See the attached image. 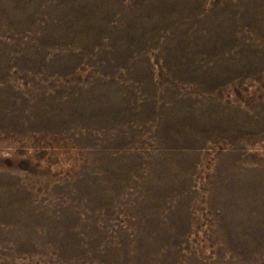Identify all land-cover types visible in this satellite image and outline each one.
I'll use <instances>...</instances> for the list:
<instances>
[{
  "label": "rangeland",
  "instance_id": "obj_1",
  "mask_svg": "<svg viewBox=\"0 0 264 264\" xmlns=\"http://www.w3.org/2000/svg\"><path fill=\"white\" fill-rule=\"evenodd\" d=\"M3 2L0 264H264V0Z\"/></svg>",
  "mask_w": 264,
  "mask_h": 264
},
{
  "label": "bare ground",
  "instance_id": "obj_2",
  "mask_svg": "<svg viewBox=\"0 0 264 264\" xmlns=\"http://www.w3.org/2000/svg\"><path fill=\"white\" fill-rule=\"evenodd\" d=\"M0 5L1 6H4V2H3V0H0ZM264 89L261 91V92H259L263 97H264ZM263 99V98H262ZM80 106V105H79ZM255 106H256V108L259 110H261V112H264V102L263 103H261V102H256L255 103ZM78 111V110H77ZM42 116V115H41ZM180 116V115H179ZM42 118V117H41ZM45 121V120H44ZM201 121V122H200ZM204 121H206V122H204ZM245 121H247V122H249V123H251V127H252V129L253 128H255V127H257L258 126V128H260V127H262V126H260V125H264V118L263 119H261V120H259L258 118H256V119H253V118H250V117H248V116H245V115H243V116H241V123H246ZM47 122V121H46ZM9 123V122H8ZM12 123V122H11ZM35 125V124H34ZM37 125H39V124H37ZM13 126V125H12ZM25 126V125H24ZM194 126H195V128H197L198 130H200V131H206V130H210V129H213V130H216V131H218L217 133H216V135L217 136H222V135H224V133H223V130L224 131H226L227 130V128L228 127H230V122L229 121H227V120H225V118L223 117V116H218V117H216V118H212V117H210L209 115H204V116H202V117H200L199 118V120H197L196 122H194ZM50 127H52V125H50ZM249 127V126H248ZM251 127H250V129H245V126L243 127L242 126V124H241V127H237V129H241V130H243L244 131V129H245V131H248V130H251ZM32 128V127H31ZM11 129V128H10ZM261 129V128H260ZM222 131V132H221ZM244 131V132H245ZM251 132V131H250ZM249 132V133H250ZM255 132H256V130H255ZM243 133V132H242ZM257 133V132H256ZM261 134V133H260ZM253 135H254V133H253ZM246 136H247V134H246ZM216 137V136H215ZM254 137H257V135H255ZM217 138V137H216ZM251 140V139H250ZM252 141V140H251ZM249 143H250V141H249ZM259 154V153H258ZM257 154V155H258ZM230 157V156H229ZM263 157V156H262ZM226 159L228 160V156L226 157ZM264 162V161H263ZM261 165V164H260ZM257 171V170H256ZM249 175V174H248ZM255 175V174H254ZM253 175V176H254ZM259 176H261V175H259ZM262 178V177H261ZM242 179V178H241ZM251 179H253L252 177L249 179V180H251ZM254 180H256V179H254ZM257 182V181H256ZM260 182H261V180H260ZM253 183V182H252ZM256 186V185H255ZM254 186V187H255ZM263 186V185H262ZM248 188V187H247ZM253 189V188H252ZM259 189V188H258ZM257 189V190H258ZM259 191V190H258ZM256 194V193H255ZM262 196H263V194H262Z\"/></svg>",
  "mask_w": 264,
  "mask_h": 264
}]
</instances>
